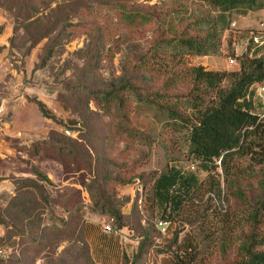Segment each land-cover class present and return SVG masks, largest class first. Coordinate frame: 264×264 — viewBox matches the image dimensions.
<instances>
[{
	"label": "rangeland",
	"instance_id": "1",
	"mask_svg": "<svg viewBox=\"0 0 264 264\" xmlns=\"http://www.w3.org/2000/svg\"><path fill=\"white\" fill-rule=\"evenodd\" d=\"M52 1L51 9L46 13L53 22L63 20L61 29L71 20L70 16L78 2ZM96 1L87 0L86 4L93 6ZM138 4L143 3L139 1ZM145 4L150 7L159 6L167 15L169 23L174 21L181 24L179 19H182L185 23L193 24L203 17L209 19L215 15L199 0H152ZM177 16L180 17L178 20ZM230 17L235 26L233 32H228L223 37L221 54L207 58L187 57L190 66H203L208 71L234 72L239 70V63L232 60L233 53L235 57L248 51L252 55L264 56V47L257 49L250 42L252 34L264 38V13L259 17L252 16L249 23H245L246 16L238 13H233ZM79 21L75 20L74 23ZM112 22L113 25L117 23L114 16ZM247 25L249 26L246 27ZM150 29L151 27L148 28L146 40L138 41L146 48L153 44L149 43L154 38ZM35 35L36 32L32 31L31 38L22 33L16 38L11 61L17 74L8 77L5 84H0V151L3 155L0 156V250L4 251V255H0V264H121L124 255L132 259L136 254L138 235L123 230L124 239L114 235L99 237L104 253L96 250L94 243L87 239L86 223L89 229L93 227L94 230L95 227L102 233H105L104 226L109 223L117 227L94 210L86 188L89 181L102 171L116 172L114 166L117 164L129 166L140 159L142 164L138 174L144 177L174 167L186 174L196 175L201 181L207 178L206 170L200 161L186 158L189 149L188 127L174 123L166 128L165 116L161 110L129 100L123 110H113V114L109 115L99 111L91 101L88 90L110 91L119 87L122 83V70L127 64L129 67L128 59L134 56L131 54L135 52L134 44H123L121 51L111 57L106 56L108 51L113 52L111 43H94L86 35L69 40L66 34L57 32L53 36L55 48L52 56L44 63L45 50L51 42L43 40L31 49L30 42L35 40ZM118 38L120 36L115 39ZM138 38L137 35L136 39ZM230 43L233 50L230 49ZM238 48L239 51H236ZM28 100L42 102L56 117V121L41 116L37 106ZM18 110L19 125L24 128L25 121H31L33 133L21 129V134H16L12 122L15 121ZM51 133L55 134L54 139L57 140L63 136L72 139V143H64L75 154L59 158L47 146L40 149L39 155L27 154L29 149L35 147V144L31 146L25 143L28 138L45 139ZM148 138L154 142L151 148H147L142 142ZM91 161L92 168L87 165ZM234 165L235 172L248 178L241 183L242 190H248L252 186L255 189L264 176L263 161L241 159ZM36 171L48 177L50 182L42 181L34 174ZM216 175L222 181V196L200 194L202 199L199 197L196 203L199 206L205 201L210 203L208 220L203 222L193 213L187 216L188 223L184 228L178 224L169 228L166 226V232L163 233L158 226L154 232V252L148 264L156 263L160 253L172 250L176 233L180 238L178 251L186 249L189 243L195 244L200 254L196 264L232 262L237 254L236 247L242 228H239L238 220H232V216H228L234 206L220 168ZM151 185L145 190L143 204H138L140 208L145 204ZM135 195L136 204L141 199V192L136 191ZM44 202L48 203L46 206L52 208L57 216L55 223H50L51 225H47L49 221L43 208ZM23 205L27 207L21 208ZM65 205H70L71 210L76 208L77 217L75 223L73 220L67 226L62 224L66 213ZM143 218V225L147 227L146 219ZM39 220L43 222L40 223ZM259 229L264 235V220ZM158 264L173 263L169 258H160Z\"/></svg>",
	"mask_w": 264,
	"mask_h": 264
},
{
	"label": "trees",
	"instance_id": "2",
	"mask_svg": "<svg viewBox=\"0 0 264 264\" xmlns=\"http://www.w3.org/2000/svg\"><path fill=\"white\" fill-rule=\"evenodd\" d=\"M86 1L77 0L71 20L60 29L63 20L53 22L46 13L51 9L52 0H0V7L15 24L14 37L10 41V58L19 34L31 38L32 31L36 35L35 40L30 39L33 40L30 42L31 49L43 40L51 42L45 50L44 63L52 56L55 48L53 36L57 32L66 34L69 40L86 35L94 43H111L113 52L106 53L111 57L121 51L123 44H134L135 52L131 53L134 56L128 59L129 67L127 64L122 70L119 87L110 91L88 90L91 101L99 111L112 115L113 110H123L127 101L132 100L135 104L161 110L166 128L174 123L187 126L190 132L186 158L200 161L207 173V178L200 181L194 174L171 167L144 177L138 174L142 164L140 159L129 166L117 164L114 166L116 172L102 171L89 181L86 188L94 210L107 217L121 232L128 230L132 235H138L136 254L132 259L124 255L121 264H148L154 252V232L159 223H167L168 228L176 224L184 228L188 223L187 216L193 213L203 222L208 220L210 203L205 201L204 206L196 203L199 197L202 199L200 194L222 196V181L216 175L218 168L222 171L234 206L228 216L238 220V226L242 228L237 254L229 264H264V235L259 229L264 220V176L255 189L252 186L242 190L241 183L248 178L234 171V163L241 159L264 162V103L258 96L264 86V56L252 55L248 51L235 57L233 53V59L239 63V70L234 72L208 71L203 66H190L187 61V57L220 55L223 37L234 30L230 16L233 13L247 16L264 11V0H199L215 15L209 19L203 17L193 24L182 19H179L181 24L169 23L159 6L145 4L152 0H97L93 6L87 5ZM139 1L143 4H138ZM113 16L117 20L115 25ZM75 20L80 21L74 23ZM150 27L154 38L149 43L153 44L146 48L138 41L146 40ZM116 36L120 38L115 39ZM230 49L233 50L232 43ZM29 102L37 106L41 116L56 121L42 102ZM54 136L51 133L45 139H27L26 144H35L34 149L27 150V154L39 155L44 146L59 158L75 154L64 143H72V139L63 136L57 140ZM142 142L147 148L154 143L150 138ZM87 165L92 168V161ZM34 174L42 181L50 182L48 177L37 171ZM150 184L144 206L140 208L138 200L134 203L132 214L124 215L123 210L130 200L119 198V189L141 186L145 193ZM34 190L39 193L37 188ZM40 201L42 203L41 198ZM46 205L48 203L44 202L43 208L49 221L47 225H51L57 216ZM23 206L21 208L27 207ZM69 206L65 205L66 213L62 219V224L66 226L77 220L76 208L71 210ZM143 217L147 227L143 225ZM81 230L83 236L84 228ZM179 243L176 233L172 250L160 253V258H169L173 264H196L200 254L195 244L189 243L186 249L178 251ZM159 260L153 264H158Z\"/></svg>",
	"mask_w": 264,
	"mask_h": 264
},
{
	"label": "crops",
	"instance_id": "3",
	"mask_svg": "<svg viewBox=\"0 0 264 264\" xmlns=\"http://www.w3.org/2000/svg\"><path fill=\"white\" fill-rule=\"evenodd\" d=\"M262 13H264V11H260V12H256V13H249L245 19L246 22L245 23H249L250 18H252V16L255 17H259V15H261ZM249 25H247L246 27H248ZM14 28H15V24L13 19L8 15V13L2 9L0 7V84H4L6 82V79L9 76H16L17 72L15 69V65L14 63L11 61L10 58V41L12 40V38L14 37ZM239 51V48L238 50ZM233 60V59H232ZM19 78V77H18ZM19 110L17 112L16 115V119L14 122H12V125L14 126V128L16 129V134L20 135V131L19 130H24L25 132H29V133H33V126L31 121H25L26 124L23 127H21L19 118ZM39 112V110H38ZM21 130V131H22ZM39 132V131H38ZM30 137V136H29ZM33 139L35 137H32ZM32 138H28L29 140H31ZM1 153V151H0ZM1 157H3L2 153L0 154ZM136 191L141 192L140 191V186H134V187H128V188H122L119 189V198L121 199H129L130 203L124 208L123 210V214L124 215H131L132 214V210H133V206L135 203V198H136ZM103 217V216H102ZM86 236L87 239L90 240L91 242L94 243L96 250L99 252L104 253V246L98 241L99 237L100 238H104L107 236H110L107 233H102L101 231H98L97 228L91 227L89 229L88 223H86ZM124 239V238H122ZM106 250V249H105Z\"/></svg>",
	"mask_w": 264,
	"mask_h": 264
},
{
	"label": "built area",
	"instance_id": "4",
	"mask_svg": "<svg viewBox=\"0 0 264 264\" xmlns=\"http://www.w3.org/2000/svg\"><path fill=\"white\" fill-rule=\"evenodd\" d=\"M234 26L235 25H233V27ZM250 40H251L250 42H253V44L255 45V47L257 49L264 47V38L263 37L256 35V34H252V37L250 38ZM251 45L252 44H250V46ZM258 96L262 100V102L264 103V86L260 88V90L258 92ZM140 191H141V196H140L141 199H139V203L142 205L143 201H144V189L141 186H140ZM158 226L161 228L163 233L166 232L167 223H159ZM104 232L109 234V235H114L116 237L123 238L122 232L120 230H118L117 228L113 227L110 223L108 225L104 226ZM0 255H4L3 250H0Z\"/></svg>",
	"mask_w": 264,
	"mask_h": 264
}]
</instances>
